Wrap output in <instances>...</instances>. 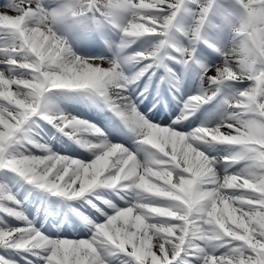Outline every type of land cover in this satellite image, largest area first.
<instances>
[{
	"label": "snow or ice",
	"instance_id": "obj_1",
	"mask_svg": "<svg viewBox=\"0 0 264 264\" xmlns=\"http://www.w3.org/2000/svg\"><path fill=\"white\" fill-rule=\"evenodd\" d=\"M3 7L9 11L0 13V171L69 200L85 198L92 216L76 211L93 230L88 238L47 236L0 187V248L30 252L42 264H264V0H5ZM209 26L227 29V41L209 35ZM106 29L120 33V48L159 38L151 50L131 53L129 59L149 62L137 76L127 75L119 60L80 56L69 42L73 35L89 51L101 50ZM199 44L221 61H200ZM166 60L198 65L209 85L247 81L248 87L225 100L232 112L220 124L191 132L162 126L143 116L127 93L153 61L167 67ZM52 90L96 93L139 132L147 159L108 141L91 122L49 114ZM209 98L193 95L185 108ZM34 117L70 137L86 129L96 137L87 145L97 150L94 158L54 153L36 140L24 142L25 152L13 151ZM208 141L235 151L209 156L197 147ZM28 144L46 154H32ZM237 164L235 171L224 167ZM117 197L125 206L114 203ZM97 214L104 219L94 220ZM6 216L24 223L8 226ZM0 264L19 261L0 254Z\"/></svg>",
	"mask_w": 264,
	"mask_h": 264
},
{
	"label": "bare ground",
	"instance_id": "obj_2",
	"mask_svg": "<svg viewBox=\"0 0 264 264\" xmlns=\"http://www.w3.org/2000/svg\"><path fill=\"white\" fill-rule=\"evenodd\" d=\"M146 2H150V0H146ZM0 4H2L0 6V13H6L9 11L6 7H3V5L5 4V0H0ZM10 14L14 15L15 13L12 12ZM214 21H217L218 23V20H216L215 17H213L212 19V22ZM223 34L228 36L227 29L224 30ZM178 39H182V38L178 37ZM69 42L71 43L73 50L80 56H102L98 52H96V50L89 51L88 49H86L83 46L82 42L78 43L73 39V35L69 36ZM75 43L77 44V46H80V48H75L74 47L76 46ZM100 43L103 44L102 39ZM184 43H187V41H185ZM136 45L137 42H135V45L132 46L130 50L125 52L126 54H123L125 59L123 62L121 61L124 72L130 77L137 76L135 69L139 72L142 69L143 65L145 66L148 63V61H141L136 63L135 61L131 59L128 60L127 58L130 57L132 52L149 51L153 48L152 43H149L148 46L145 47V49L143 48L136 49L134 48ZM199 49L200 51H198L197 54H201L202 59L200 61H202L203 63L210 64V62L212 61L215 63H219L221 61L220 55L217 52H214L212 48H209L206 45L201 44ZM209 53L211 55H209ZM216 56L218 57L219 60L216 59ZM106 58L112 60L111 57H106ZM0 59H2V57H0ZM198 71L199 70H197V72ZM195 75L196 74L193 70H190L187 73L181 71L168 72L167 76L165 77L166 80L168 82L173 83L174 87L175 86L178 87V89L176 88L175 90L176 92L174 94L175 104H171V101L169 97L166 96V94L164 95L162 101H158L157 96L155 97L153 95L154 93L151 90L147 91L146 87L147 88L154 87L156 89L160 88L159 81H156L155 83L151 82L152 81L151 77L153 79L157 78V72H155V74L152 75L151 70L139 76V79H137L135 83L130 84L127 94L132 96V99L137 105L139 112L142 113L143 116H145L149 121L162 126H171L181 132H191L200 126L211 127L222 123L225 119L229 117V114L231 112L223 111L219 109L217 106H214V104L212 105V107H209L208 106L209 99L206 102L197 104L200 105V108L197 109V111H194V108H196L197 105L190 109L185 108V104L188 101V98L193 95H199L201 93V94H208L209 97H211L212 91L209 92V88H211L212 85L206 84L204 82L203 77L201 76H199L196 79L197 82L195 83L194 88H191L190 86L191 81L195 80ZM144 80H146L145 84H144ZM243 88L244 86H240L236 90L239 91L240 89ZM11 90L15 91V85L12 86ZM54 92L56 98L52 102H48L45 100L46 108H49L51 106L58 107L62 112L61 114L70 117H79L83 121L91 122V124L93 125H96V123L93 122V120H96L97 122L104 121L103 120L104 118L106 120L102 108L103 106L102 102L95 95L93 94L87 95L86 94L87 92L85 93L84 91H80V92H83L82 94L85 97H83L82 94L79 92L78 94L77 91L54 90ZM181 101L183 102L179 103ZM82 113L85 114L87 117L92 118L93 120L83 116ZM225 113L227 114V117L225 119H222V116ZM195 116H198L197 126H191L189 124L187 128H184L183 125H187V123ZM126 124L128 125V129L121 126L118 123V121H116L115 119H110V121L106 123V126L108 127V128L106 127V132H105L106 138L115 137L117 138V140H111L108 138L107 140L111 141L112 143H118L124 145L129 150L135 152L138 158L141 160L147 159L150 153V149H148L147 146H144L138 142L139 132L130 131L129 122L126 121ZM178 126H180L181 128H177ZM19 135L21 137V140L16 145H14L13 150L19 149L20 151L25 152L26 146L24 142L28 140H36L41 144L48 145L51 151L54 153H60L65 156L74 157L81 161H91L94 158L97 151L95 149L89 150V148L87 147V145L91 141L95 140L96 137L92 136L86 129L80 130L79 135L76 138L77 142L83 145L82 149L79 148V145L77 147L75 144H70V146H73L72 152L67 150L71 148L67 144L68 140L61 139L49 126L45 125L44 123H39L38 127H32L31 123L29 122L25 126V131L20 133ZM27 149L30 150L32 154H35L37 156L46 154L45 152L41 151L39 148L32 147L31 144L27 145ZM169 150H170V146H169ZM215 151H216L215 156L219 158L222 156L233 154L235 149L233 148V146L217 143V146L215 147ZM87 156L90 157L91 159L88 160ZM218 167L220 168L221 173H223L224 168L220 167L219 165ZM224 167H228L229 171H235L236 169H239L241 165L237 164L235 165V167H230V166H224ZM11 179L13 181V178ZM8 180L4 181V183H1L0 187L14 194L15 198L21 202V207L24 209V211H27L28 222L33 221L36 227L39 228V230L43 232L45 235L50 237H67L70 239L84 238V237H79V238L73 237L74 234L80 231H89L90 236L92 235V230H93L92 225L89 222L85 221L84 219H82L81 221L75 219H69L64 222H61L57 219L55 213H53V214H49L47 218L48 220L43 223L42 219L43 217H45L44 213H45L46 203H48L49 206H51L53 209L56 210L59 207V203H60L59 196L57 197V195L51 193L47 197V201H43L44 196L40 191L28 190L29 188L28 185H26L28 186L27 188L26 186L17 188V186H14L11 182H9L10 180L9 181ZM103 191L105 190H100V189L97 190V192H103ZM26 194H29V196L26 197ZM124 195L126 196L127 199H131L135 196V192L127 193ZM108 198L111 199L112 197L109 196ZM76 202L80 206V208H82V212H87L88 206L85 202V199L79 198L76 200ZM114 203H116L118 207L125 206V201L119 199V197H117ZM108 211L111 212L112 210L109 208ZM87 215L92 216V213L87 212ZM93 219L99 222L102 221L104 217L99 216L97 214V216H93ZM14 221H17L18 223L21 224L24 223L23 221L16 219H14ZM10 226L16 227L19 225L12 226V224H10ZM33 259L35 262V259L37 258L34 257ZM114 264L117 263L114 262Z\"/></svg>",
	"mask_w": 264,
	"mask_h": 264
},
{
	"label": "rangeland",
	"instance_id": "obj_3",
	"mask_svg": "<svg viewBox=\"0 0 264 264\" xmlns=\"http://www.w3.org/2000/svg\"><path fill=\"white\" fill-rule=\"evenodd\" d=\"M213 23H217V21L213 22ZM105 31V35L104 37H108V39H110V41L113 43V44H117V47L118 45L121 43V36H120V33L115 30V29H106V30H103ZM206 32L209 34V35H219L220 36V39L224 42L227 41V35H224L223 33H220L218 32L216 29H213L211 28L210 26L206 29ZM104 37H103V40H104ZM150 40V39H149ZM152 41L154 43V46L155 44L157 43L158 41V38L155 39L154 37H152ZM185 42V41H184ZM132 45V44H131ZM130 47V46H128ZM127 47V48H128ZM112 49V48H111ZM198 59L201 58L202 59V56L201 54L197 55ZM216 59H218V57L216 56ZM174 67H176V65L179 67L178 70L179 71H182L185 67V65L181 64V63H177L174 61ZM214 62H211L210 64H212ZM194 66V65H193ZM172 66V68H174ZM137 71V70H136ZM138 73V71L136 72ZM133 74H134V71H133ZM239 81H227L225 83V87H226V90H225V93L223 94L222 98L220 99L219 103L217 105H219V107L221 108L222 107V110L224 111H231L232 109L225 103V100H230L232 98H234L235 94H234V91L236 90H233L232 93L230 91L231 87L233 84L235 83H238ZM239 84H243L244 88L248 87V82L247 81H243V82H239ZM214 88V85H212L211 89ZM79 94V93H78ZM56 96H55V92L54 90L49 92L47 97H46V101L48 102H52L53 100H55ZM46 111L49 113V114H52V115H59L61 114V110L58 108V107H49V108H46ZM84 116V115H83ZM227 117V114L225 113L223 116H222V119H225ZM34 120V119H33ZM197 119L196 118H193L191 120V124H193V122H196ZM36 122V121H35ZM37 124V123H36ZM32 127H36L35 126V123L32 125ZM197 146L202 149V151H205L206 153H208L209 155L213 154V155H216L214 153V148H215V144L211 141H208V142H197ZM13 151H18V152H22L20 151L19 149H16V150H13ZM88 159H90L89 157H87ZM13 172L9 171V170H3L0 172V184L1 183H4V180L6 177L4 176H10V177H13L14 178V181L13 183L15 184L14 186H17V188H21V187H24L26 186L14 173L12 174ZM28 186H26L27 188ZM28 190H31L30 188H28ZM29 194H26V197H28ZM23 209V208H22ZM24 211V209H23ZM27 215V211H24ZM0 215H3L2 213H0ZM4 219L7 221V225L10 226V224H12V226H15V225H21V223H18L17 221H14V218L10 217V216H6L4 217ZM46 219V217H45ZM44 222V219L42 220ZM30 223H33V221H30ZM76 236V235H74ZM77 236H82V237H88L89 234L87 232H82V233H78ZM0 254H3L7 257H9L10 259L12 260H17L19 261V264H42L41 261H37V259H35V262H34V255H31L30 252H16V251H12V250H8V251H5L3 248H0ZM23 257H27L28 259L25 260L23 259ZM112 264L113 261H112Z\"/></svg>",
	"mask_w": 264,
	"mask_h": 264
}]
</instances>
